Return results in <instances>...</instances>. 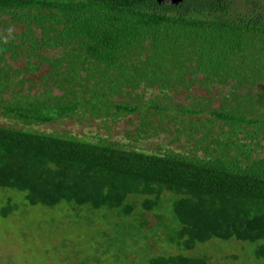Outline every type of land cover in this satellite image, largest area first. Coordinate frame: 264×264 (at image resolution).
<instances>
[{
  "label": "trees",
  "instance_id": "16d2710c",
  "mask_svg": "<svg viewBox=\"0 0 264 264\" xmlns=\"http://www.w3.org/2000/svg\"><path fill=\"white\" fill-rule=\"evenodd\" d=\"M11 27L22 30L12 37L1 32ZM55 51L60 58L49 57ZM22 57L26 68L15 70L10 61ZM45 65L46 97L10 105L4 96L23 92L27 79L20 76ZM112 73L124 80L120 93L142 86L191 90L196 83L251 93L264 83V0H182L178 6L158 0H0V112L6 118L28 125L67 119L105 96L101 79ZM55 88L64 94L54 95ZM112 107L118 114L138 112ZM219 112L215 118L227 120ZM246 121L240 135L246 134L250 152L229 146L210 150L205 159L0 127V190L26 193L31 205L65 202L123 215L134 212L130 204L139 197L153 213L170 192L180 237L173 242L194 248L234 238L255 245L264 260V156L254 157L264 145L262 135L250 143ZM151 264L209 262L180 254Z\"/></svg>",
  "mask_w": 264,
  "mask_h": 264
},
{
  "label": "rangeland",
  "instance_id": "374dc122",
  "mask_svg": "<svg viewBox=\"0 0 264 264\" xmlns=\"http://www.w3.org/2000/svg\"><path fill=\"white\" fill-rule=\"evenodd\" d=\"M21 30L11 27L1 32L12 37L13 32ZM61 55L60 51H55L49 57L60 58ZM27 63V57L10 61L15 70L26 68ZM49 72L50 67L45 65L37 72L21 75L19 79H27L23 92L19 88L17 94L12 90L4 96L5 100L16 105L24 97L45 98L49 88L44 78ZM83 73L87 74L81 71ZM102 77L103 86L107 87L101 89L106 92L105 96L102 93L97 99L93 98L87 108L81 107L67 119L53 124L28 125L6 118L0 112V127L94 144L109 142L150 154L175 153L205 159L210 150L224 152L229 146L236 148L239 154L242 148L250 152L244 147L246 134L240 135L243 130L240 125L245 119L249 120L245 124L250 127L246 128L249 130L247 139L252 143L262 135L264 145V83L251 93L240 91L234 95L230 87L217 85L205 89L199 83L191 90L142 86L135 91L125 88L120 93L119 89L124 88L122 78L114 73ZM82 83L90 89L86 81ZM63 94L58 88L54 89V95ZM79 100L84 101L82 97ZM113 105L132 106L138 112L118 114ZM219 111L227 120L216 119L218 116L214 113ZM263 156L264 148H261L254 157ZM164 197L153 213L145 211L139 197L134 200L135 205L130 204L134 212L123 215L119 210H95L65 202L55 207L31 205L26 193L2 189L0 264H151V260L180 254L192 259H207L209 264H264L256 255L255 245L234 238L228 241L213 239L196 244L194 248H186L185 240L173 242L180 239L172 213L174 196L169 192Z\"/></svg>",
  "mask_w": 264,
  "mask_h": 264
},
{
  "label": "water",
  "instance_id": "95a60500",
  "mask_svg": "<svg viewBox=\"0 0 264 264\" xmlns=\"http://www.w3.org/2000/svg\"><path fill=\"white\" fill-rule=\"evenodd\" d=\"M159 3H165L168 5L178 6L182 0H158Z\"/></svg>",
  "mask_w": 264,
  "mask_h": 264
}]
</instances>
